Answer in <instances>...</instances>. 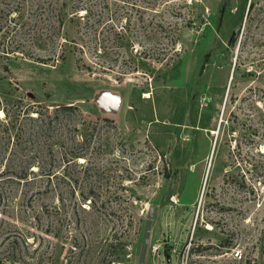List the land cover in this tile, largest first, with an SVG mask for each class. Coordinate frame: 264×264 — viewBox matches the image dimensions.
<instances>
[{
    "label": "rangeland",
    "instance_id": "obj_1",
    "mask_svg": "<svg viewBox=\"0 0 264 264\" xmlns=\"http://www.w3.org/2000/svg\"><path fill=\"white\" fill-rule=\"evenodd\" d=\"M23 1L0 0V107L18 119L0 134V264H264V0H87L64 56L50 9ZM61 105L82 146L35 154L25 110Z\"/></svg>",
    "mask_w": 264,
    "mask_h": 264
},
{
    "label": "trees",
    "instance_id": "obj_2",
    "mask_svg": "<svg viewBox=\"0 0 264 264\" xmlns=\"http://www.w3.org/2000/svg\"><path fill=\"white\" fill-rule=\"evenodd\" d=\"M28 0L23 1V6L27 5ZM87 0H30L31 5H35L37 9H39L40 13L41 11L46 10V8L50 9L51 12V25L50 28H45V25L41 26V31L42 34L44 30H49L50 31V38H54L55 36L62 37V40H64L62 43H59L60 47V53L59 56H64L67 50L66 44L68 42V38L65 36H60L59 34L63 31L65 22L67 17L69 16L67 12V7L71 8L72 10V15L71 17L76 16L77 18H81L82 15H80L79 11L80 10H89L87 7H85V2ZM46 18V17H45ZM1 110L4 111V119L0 117V134L3 135L2 137H5L6 139L9 140L10 137V131H12V127L15 126V122L18 121L16 118H10V115L8 111H6L5 107H0ZM54 115H51L49 113H43L41 110H35V109H26L25 113L28 115H25L24 117L28 118L30 121L33 122L31 126H29L28 131H32L33 136L36 137L37 139L39 137H42L44 139V145L46 146V149H43V147L37 148V151L34 152L36 153H42L43 151H47L50 155L53 153V147L56 143L59 142V144L65 145L67 144L66 148H69L68 145L70 143H75V144H80L82 146L83 142H80V139L77 138L79 137L78 135H75L73 133H69L70 128L66 129L69 130L68 132L65 131V134H62L64 131V128L66 127V122L69 118H72V115L74 111H77L78 113L81 111L79 108L75 105H61L59 107H56L54 110ZM35 113V114H34ZM58 113H61L62 115H58ZM47 114V115H44ZM20 115H18L19 117ZM62 117V122L59 121L57 124L56 122L58 121L59 118ZM83 128L85 125V120L83 121ZM18 129L21 130V127L19 126ZM74 130L80 131V127H75ZM22 132V131H21ZM0 135V137H1ZM82 137V135L80 134ZM4 138V139H5ZM3 139V138H2ZM78 141V143L76 142ZM80 142V143H79ZM71 150V148H70ZM73 153V151H71ZM86 155L85 152L79 151L74 154H71V156L74 157H84ZM37 156V155H35ZM36 157H29L27 160H25V167L29 169L32 173L34 172L31 167L34 165ZM39 164V163H38ZM40 165H38L39 167ZM40 168V167H39ZM42 168V166H41ZM17 174V173H16ZM42 176L50 177V172L46 171L45 168L41 169ZM26 176V175H25ZM23 178H25L23 176Z\"/></svg>",
    "mask_w": 264,
    "mask_h": 264
},
{
    "label": "built area",
    "instance_id": "obj_3",
    "mask_svg": "<svg viewBox=\"0 0 264 264\" xmlns=\"http://www.w3.org/2000/svg\"><path fill=\"white\" fill-rule=\"evenodd\" d=\"M159 247L158 246H154L153 247V251H155V250H157ZM233 257H235L236 259H242V252H241V250L240 249H235L234 251H233ZM250 264H257L255 261H252Z\"/></svg>",
    "mask_w": 264,
    "mask_h": 264
}]
</instances>
